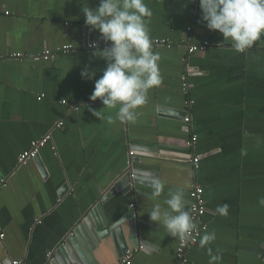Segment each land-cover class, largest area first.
<instances>
[{
	"label": "crops",
	"instance_id": "1",
	"mask_svg": "<svg viewBox=\"0 0 264 264\" xmlns=\"http://www.w3.org/2000/svg\"><path fill=\"white\" fill-rule=\"evenodd\" d=\"M145 2L153 12L151 39L172 46L153 49L160 54L162 83L150 90L143 114L122 123L117 109L90 100L95 80L81 76L85 67L95 79L103 75L107 61L94 57L89 46L108 47L99 31L86 25L83 0H0V180L8 181L0 191V264H48L47 255L131 170L140 183L130 192H115L102 207L110 225L135 211L137 230L123 224L129 249L142 247L132 264H174L180 240L152 222L148 211L169 189L182 188L191 217L193 184L204 189L205 233L214 231L216 239L192 247L187 264H209V247L222 256L215 264H264V206L259 204L264 197V42L243 53L222 44L223 35L202 21L199 0ZM98 6L99 0H88V7ZM188 42L210 47L189 55ZM66 46L73 50L48 61L35 59ZM14 54L25 58L12 59ZM185 74L195 102L197 168L178 160L189 153L183 122L187 97L181 90ZM103 109L111 121L93 115ZM60 122L63 128L54 129ZM50 133L52 142L39 160L19 167V156ZM156 150L174 158L138 155H159ZM154 178L165 185L156 199L151 198ZM224 203L227 216L217 212ZM119 248L108 238L97 243L91 258L96 264H121Z\"/></svg>",
	"mask_w": 264,
	"mask_h": 264
},
{
	"label": "clouds",
	"instance_id": "2",
	"mask_svg": "<svg viewBox=\"0 0 264 264\" xmlns=\"http://www.w3.org/2000/svg\"><path fill=\"white\" fill-rule=\"evenodd\" d=\"M199 3L202 21L209 30L223 35L222 44L243 53L258 42H264V0H199ZM82 12L86 25L99 31L105 42L111 44L103 50L96 43L90 45L95 49L94 57L107 61L99 79H95L96 73L88 67L81 72L82 78L95 80L90 100H100L104 109H117L115 117L120 122H133L143 114L140 110L148 103L150 90L162 83L160 54L153 51L148 28L153 12L145 0H99L95 9L88 7V0H83ZM104 109L93 111V115L111 121V115H103ZM164 191V183L154 178L151 198L162 197ZM185 196L182 188L169 189L167 196L148 211L152 222L181 242L195 228ZM259 204L264 206V197L260 198ZM217 212L227 216L229 205L218 206ZM215 239L214 231L205 233L200 239V247L204 248ZM207 250L209 264L222 259L221 255L213 254L210 247Z\"/></svg>",
	"mask_w": 264,
	"mask_h": 264
},
{
	"label": "built area",
	"instance_id": "3",
	"mask_svg": "<svg viewBox=\"0 0 264 264\" xmlns=\"http://www.w3.org/2000/svg\"><path fill=\"white\" fill-rule=\"evenodd\" d=\"M192 28H189V33L192 32ZM98 44V43H96ZM98 46H102L98 44ZM105 46L110 47V42H106ZM171 44L168 43L166 40H152V47L153 49H158L162 47L171 48ZM210 47L209 43L203 44H193L187 43V50L189 55H194L197 53H204ZM73 47L66 46L62 48H58L55 51L47 50L42 57H36V60L43 58L44 60L48 61L50 59H54L57 53H66L69 52ZM93 48L89 46V50ZM12 59H22L25 58L23 54H14L11 55ZM182 85L181 90L183 94L187 97L185 103V117L183 118V122L185 125V133L188 134L189 139L186 142V150L189 152L186 155L179 156L178 160L187 161L192 163L195 168L198 167L200 158L196 157L194 154V149L196 143L198 141L197 135L193 134L192 130V117L191 111L195 104L194 100L189 96L190 94V83H189V74H185L182 76ZM64 123L60 122L57 123L54 129H62ZM52 142V134H48L40 139H37L31 143L30 148L22 153L18 158V166H26L30 162L34 161L41 153L42 149L45 148L49 143ZM131 156H134V153H130ZM7 180L2 179L0 180V191L7 186ZM190 199H191V219L195 225V228L188 234V237L185 241L179 242L176 252V259L174 264H187L188 263V256L189 252L192 247L197 245L202 237V235L208 230V224L205 221V216L208 213L207 202L205 199V192L204 189L197 184H193L190 190ZM135 205H131L134 209ZM38 223H41L39 221ZM4 238V235L0 236ZM142 247L137 249H129L126 251L125 255L122 257L121 264H132L133 258ZM48 261L51 262L54 259V253H49L47 255ZM13 264H23L21 262H14Z\"/></svg>",
	"mask_w": 264,
	"mask_h": 264
},
{
	"label": "water",
	"instance_id": "4",
	"mask_svg": "<svg viewBox=\"0 0 264 264\" xmlns=\"http://www.w3.org/2000/svg\"><path fill=\"white\" fill-rule=\"evenodd\" d=\"M145 152L146 151H144V153L138 154L139 157L164 156L174 158L173 155H170V153H167V155L165 156V154H163L162 152L160 153L159 150L157 151L159 155ZM39 158L40 155L34 161H38ZM134 160L135 159H133V161ZM139 162L141 163L142 161ZM42 170L45 173L46 170L43 165ZM139 183L140 180L137 178L134 170L128 171L126 175L119 179L117 181V185L110 189L108 193L109 195L102 199L101 204L96 205L92 210H90L88 215L85 217L82 223L79 224L77 229L73 231L70 237L62 243V245L54 253L53 261H48V264H96V262H94L91 258V253L96 250L98 242H102L108 238H112L115 245L118 248L120 247L118 254L123 257L130 247V245H128L124 241L125 236L123 233V224L126 222H130L131 232L134 233V230L136 229V213L134 210H131L124 218L116 221L113 225H110L108 223L102 205L107 202L108 197H110L115 192H130L132 191L134 185ZM67 187L68 186L66 185L65 188ZM88 230L90 231V233L88 232ZM5 264L13 263L6 262Z\"/></svg>",
	"mask_w": 264,
	"mask_h": 264
}]
</instances>
